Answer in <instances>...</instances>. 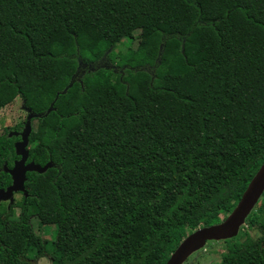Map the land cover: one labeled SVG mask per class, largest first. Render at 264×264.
Returning a JSON list of instances; mask_svg holds the SVG:
<instances>
[{
	"label": "trees",
	"instance_id": "16d2710c",
	"mask_svg": "<svg viewBox=\"0 0 264 264\" xmlns=\"http://www.w3.org/2000/svg\"><path fill=\"white\" fill-rule=\"evenodd\" d=\"M18 97L42 115L28 161L53 167L1 220L0 264L42 255L33 217L56 228L52 264H165L264 162V0H0V111ZM222 241L217 264H264V194Z\"/></svg>",
	"mask_w": 264,
	"mask_h": 264
},
{
	"label": "water",
	"instance_id": "95a60500",
	"mask_svg": "<svg viewBox=\"0 0 264 264\" xmlns=\"http://www.w3.org/2000/svg\"><path fill=\"white\" fill-rule=\"evenodd\" d=\"M74 81L69 85L71 87ZM67 88L63 91L66 93ZM54 103L48 109L47 114L53 111ZM28 116L25 129L22 133V141L18 142L16 153L21 159L14 161L15 164L12 168L7 166L4 170L13 178V183L6 190H0V202L13 199L15 192H24L28 195L26 188L27 173L38 172L44 173L49 168L53 167V163L48 162L45 166H41L32 161L27 162L29 159V137L32 133V119L39 118L42 115L31 112ZM264 194V162L258 168L257 173L249 183L247 189L242 195L241 200L235 209L226 217L224 221L218 224L199 227L189 236L183 239L180 245L172 252L170 258L165 264H184L186 260L194 253L203 249L208 241H222L235 238L239 235L241 229L246 224L249 215L256 208L258 202Z\"/></svg>",
	"mask_w": 264,
	"mask_h": 264
},
{
	"label": "rangeland",
	"instance_id": "374dc122",
	"mask_svg": "<svg viewBox=\"0 0 264 264\" xmlns=\"http://www.w3.org/2000/svg\"><path fill=\"white\" fill-rule=\"evenodd\" d=\"M139 31L135 32V35ZM137 41L133 42L131 45L132 47L137 46ZM129 46L127 41H125L119 49L126 50ZM23 100L22 98L18 97L13 103L5 106L0 111V134L2 133L4 127L13 126L16 123L25 122L26 120V112L22 108ZM24 195L18 194L13 203V212L9 213L10 205L8 203H4L2 207H0V211L2 212V219H6L8 216L10 219L15 220L18 218L20 208L17 205L18 203L22 202ZM16 202V204H15ZM3 209H6L7 212H4ZM9 210V211H8ZM32 224L35 231L42 236L45 241L44 251L41 256L36 257L34 253L29 254L30 264H52V255L54 252V241L56 239V228L55 226H41L39 221L36 217L32 218ZM1 227V223H0ZM243 228V227H242ZM242 230V229H241ZM241 232V231H240ZM253 237L259 236L258 231H254L252 233ZM237 245L234 241L224 242V241H208L206 246L201 249L199 252L192 254L184 264H217L219 259L221 258L220 255L223 253L228 252V250L233 249Z\"/></svg>",
	"mask_w": 264,
	"mask_h": 264
},
{
	"label": "flooded vegetation",
	"instance_id": "af4514ba",
	"mask_svg": "<svg viewBox=\"0 0 264 264\" xmlns=\"http://www.w3.org/2000/svg\"><path fill=\"white\" fill-rule=\"evenodd\" d=\"M22 108L24 109V111L26 112V120H25V122H23V124H21V123H16V124H14L13 126H7V127H4V129H3V131H2V133L0 134V135H4V134H7L9 137H14V138H17L15 141H14V147H15V145L18 143V142H20V141H22V133H23V131H24V129H25V125H26V123H27V120H28V116H29V108L24 104V103H22ZM31 112H33L32 110H31ZM34 113V112H33ZM35 119L36 118H34V119H32V126H33V122L35 121ZM29 144H30V142H29ZM29 148V147H28ZM15 151H16V147H15ZM17 154V153H16ZM18 156V155H17ZM30 156V155H29ZM19 159H21V157L19 156ZM19 159H17V160H19ZM29 160V159H28ZM27 160V162H30V161H28ZM14 161H16V160H14ZM13 161V162H14ZM14 164H15V162H14ZM14 164H13V166H14ZM5 166H7V164H4L3 165V171L5 172V173H8V172H6L5 170H4V167ZM12 166V167H13ZM8 167V166H7ZM12 167H9V168H12ZM0 172H1V169H0ZM9 175H10V173H8ZM28 174V173H27ZM10 177H11V179H12V182H11V184H9V185H7V186H5V187H0V190L1 189H3V190H6L9 186H11L12 185V183H13V178H12V176L10 175ZM27 192H28V190H27ZM18 194H21V195H26L24 192H15L14 194H13V199L12 200H7V201H1L0 202V207H2V205L4 204V203H8L9 205H10V207H9V210H11V207H13V203H14V200H15V198H16V195H18ZM27 196V195H26ZM15 204H16V202H15Z\"/></svg>",
	"mask_w": 264,
	"mask_h": 264
},
{
	"label": "bare ground",
	"instance_id": "6f19581e",
	"mask_svg": "<svg viewBox=\"0 0 264 264\" xmlns=\"http://www.w3.org/2000/svg\"><path fill=\"white\" fill-rule=\"evenodd\" d=\"M29 142H30V137H29ZM28 147H29V145H28ZM29 149V148H28ZM29 155H30V151H29ZM33 162V161H32ZM48 163V162H47ZM246 225V224H245Z\"/></svg>",
	"mask_w": 264,
	"mask_h": 264
}]
</instances>
